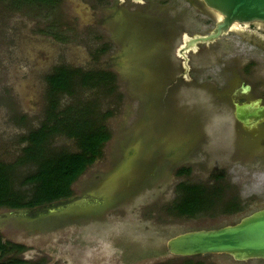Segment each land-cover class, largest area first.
<instances>
[{
	"label": "rangeland",
	"instance_id": "obj_1",
	"mask_svg": "<svg viewBox=\"0 0 264 264\" xmlns=\"http://www.w3.org/2000/svg\"><path fill=\"white\" fill-rule=\"evenodd\" d=\"M215 23L195 0H58L49 7L0 0V161L17 163L28 135L41 127L46 77L57 67L116 78L111 93L79 89L63 97L61 109L81 98L99 102L111 138L70 199L48 208H0V239L24 246L12 256L26 264H264L175 257L166 249L180 233L236 224L264 207V155L236 148L249 142L254 152L264 140L234 136L230 95L221 93L236 77L235 85L247 81L264 95L263 45L232 32L201 46L189 55L190 82L176 58L185 34L206 35ZM142 24L146 36L135 31ZM53 143L57 151L78 150L67 138ZM182 168L190 172L180 176ZM17 169L19 178L31 172ZM180 183L221 188L222 197L214 210L180 217L172 211ZM233 203L240 210L229 211Z\"/></svg>",
	"mask_w": 264,
	"mask_h": 264
},
{
	"label": "trees",
	"instance_id": "obj_2",
	"mask_svg": "<svg viewBox=\"0 0 264 264\" xmlns=\"http://www.w3.org/2000/svg\"><path fill=\"white\" fill-rule=\"evenodd\" d=\"M14 1H38L49 7L58 0ZM115 79L111 72L84 71L64 65L46 77L48 106L44 122L28 135L29 146L22 150L17 163L12 165L0 161V208H45L72 197V186L89 166L101 158L111 134L105 123L109 114L100 113L99 102L84 104L81 98L61 109L63 97L74 98L79 89H108L107 92L111 93ZM60 138L73 140L78 150H55L53 142ZM23 166L30 167L31 172L19 178L17 167ZM189 172L188 168H182L178 173L182 176ZM177 192L179 197L172 211L188 218L214 210L222 197L221 188L210 190L197 184L180 183ZM229 206V211L240 210L237 203ZM23 250L24 246L5 243L0 239V264H26L25 260L11 255Z\"/></svg>",
	"mask_w": 264,
	"mask_h": 264
},
{
	"label": "water",
	"instance_id": "obj_3",
	"mask_svg": "<svg viewBox=\"0 0 264 264\" xmlns=\"http://www.w3.org/2000/svg\"><path fill=\"white\" fill-rule=\"evenodd\" d=\"M126 0H121L124 2ZM143 3L144 0H132ZM202 8L214 13L217 23L206 35L185 34L176 56L183 60L186 70L183 77L190 82V53H196L200 45L216 43L223 36L235 31L242 24L264 23V0H195ZM236 117L244 127L250 128L264 118V107L238 106ZM169 254L192 258L206 255H227L236 262L264 260V209L244 216L236 224L215 229H200L180 233L166 243Z\"/></svg>",
	"mask_w": 264,
	"mask_h": 264
},
{
	"label": "flooded vegetation",
	"instance_id": "obj_4",
	"mask_svg": "<svg viewBox=\"0 0 264 264\" xmlns=\"http://www.w3.org/2000/svg\"><path fill=\"white\" fill-rule=\"evenodd\" d=\"M188 1H191V0H188ZM118 2H119V4L123 3V2H121V0H118ZM125 2H129L130 5H132V4L140 5V4L144 3V2L140 3V4L134 3L132 0H126V1H124V3ZM208 13L210 16L212 15L215 18L216 23H217L216 15L214 13H211V12H208ZM216 23H215V25H216ZM145 29L149 31V28L144 27V24H142V26L137 25L135 27V31L137 30L140 34H142V31L144 34ZM232 32L239 33L243 37L246 36L245 40H250L251 44H253L255 47H262V45L264 47V23L256 22V23H250V24H242L239 27H237L235 29V31H232ZM232 32H230V33H232ZM144 35L146 36V34H144ZM225 36H227V35H225ZM225 36H223V37H225ZM201 46H208V45H200L199 48H201ZM176 58L182 61L181 66H182V69L184 70L183 74H185L186 70L183 66V60L178 58L177 56H176ZM200 58H199V60H200ZM165 63H167V62H165ZM189 64L191 67V70L189 71V76H191V73L194 72L193 71V64H192V62H189ZM166 69H167V67H166ZM233 75L235 76V74H233ZM183 79H185V78L183 77ZM234 79L236 80V77ZM234 79H233V81H228V84L221 89V93H225L228 91L229 95H230L229 96L230 97V107L233 109V115H234L233 117H234V123H235L234 136L238 139H241L240 134L244 133V135H246V137H247V140L245 141L246 143L248 142L249 139L260 138V137H262V142H263V140H264V118L258 124L254 125L253 127L246 128L243 126V124L240 121H238V119L236 117V111H237L238 106L241 107V106H246V105L249 106L250 105V106H252V108L254 110H258L259 108L264 107V95L260 94V92H258V88H256L254 85H252L251 83H249L247 81H243V82L235 85ZM174 85L175 84H172V86H174ZM201 86H203V85H199V87H201ZM247 144L250 145L249 142ZM247 144L246 145L244 144V146H243L240 141H237L236 148L241 149V151L245 152L246 154H252L253 157L256 155L257 156L264 155V144L262 147H258L257 151H254V152H251V150L247 147ZM55 204L56 203H53L50 206H47L45 208L55 206ZM261 209H264V207L259 208L255 211H258ZM13 211H19V210H13ZM225 256H227V255H225ZM227 257H230V256H227ZM260 261H264V260H260Z\"/></svg>",
	"mask_w": 264,
	"mask_h": 264
}]
</instances>
